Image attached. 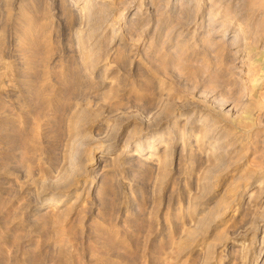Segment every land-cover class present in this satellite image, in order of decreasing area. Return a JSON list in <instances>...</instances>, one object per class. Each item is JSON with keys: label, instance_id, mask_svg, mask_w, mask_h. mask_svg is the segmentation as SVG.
<instances>
[{"label": "rangeland", "instance_id": "1", "mask_svg": "<svg viewBox=\"0 0 264 264\" xmlns=\"http://www.w3.org/2000/svg\"><path fill=\"white\" fill-rule=\"evenodd\" d=\"M0 264H264V0H0Z\"/></svg>", "mask_w": 264, "mask_h": 264}, {"label": "bare ground", "instance_id": "2", "mask_svg": "<svg viewBox=\"0 0 264 264\" xmlns=\"http://www.w3.org/2000/svg\"><path fill=\"white\" fill-rule=\"evenodd\" d=\"M87 19H88V18H87ZM88 21H89V20H88ZM97 152H98V149H94L93 152H92V155H95V153H97ZM48 200H49L50 202H53V201H54V198L49 197Z\"/></svg>", "mask_w": 264, "mask_h": 264}]
</instances>
